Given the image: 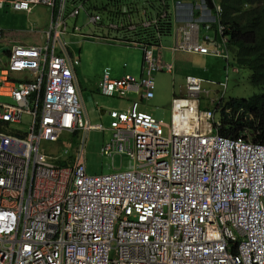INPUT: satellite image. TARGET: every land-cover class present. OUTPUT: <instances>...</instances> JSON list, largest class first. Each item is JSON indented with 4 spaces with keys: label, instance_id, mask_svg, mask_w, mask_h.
<instances>
[{
    "label": "built area",
    "instance_id": "obj_1",
    "mask_svg": "<svg viewBox=\"0 0 264 264\" xmlns=\"http://www.w3.org/2000/svg\"><path fill=\"white\" fill-rule=\"evenodd\" d=\"M91 1L0 0V9L50 12L43 42L12 44L0 70V97L10 99L0 101V264H264V146L214 134L211 113L203 128L200 104L209 91L201 78L187 77L184 95L174 96L169 126L139 111L138 101L108 111V128L89 123L75 70L80 60L64 38L81 11L88 24L101 21L88 14ZM156 1L109 23L110 30L150 34L129 42L143 49L142 76L104 75L103 96L154 98L155 74L174 70L155 55L171 27L173 53L229 61L218 4L212 11L207 0ZM79 31L74 24L71 32ZM211 31L218 40L209 47ZM2 39L0 30V45ZM213 103L204 110L220 100ZM91 131L109 132L102 156H126L133 168L88 174ZM75 134L80 143L67 156L60 140ZM42 143L60 144L67 157L55 162Z\"/></svg>",
    "mask_w": 264,
    "mask_h": 264
},
{
    "label": "rangeland",
    "instance_id": "obj_2",
    "mask_svg": "<svg viewBox=\"0 0 264 264\" xmlns=\"http://www.w3.org/2000/svg\"><path fill=\"white\" fill-rule=\"evenodd\" d=\"M71 1L73 0H69V3H71ZM74 1H76L74 4L76 6L80 3V0ZM149 2L157 4L156 0H120L117 7H119L118 10L121 12L127 10L128 8H131V10H138L142 7H148ZM86 8L88 9V14L99 15L101 21L97 25L88 24L87 15L85 12L81 11L76 20L71 19L68 21L69 34L65 36L64 39L68 44L70 52L80 60V63L75 70L84 112L88 116L91 125L102 123L104 128H108L109 119L105 116L103 118L101 117L102 120L99 119L100 110L108 112L113 106L126 110L129 107V100L136 97L134 95H130L125 99L112 97L108 98L96 91L98 82L104 75H110L112 78L116 79L123 78L125 76H134L135 78H139L138 76L143 61V49L129 43L137 42L136 34L131 33L128 30L114 31L109 29V23L115 21L118 17H122V15L111 18L110 13H112L115 8L108 0H92ZM14 14L15 11L13 12L8 7L0 9V29H5V33L7 34L13 33V40H21V36L23 35L19 33V31H28L32 27H35V25L33 21H23L20 16L17 17L14 16ZM74 24H76L80 29L79 33L71 32ZM204 32L205 31L202 29V38L205 35ZM211 33L212 31L209 32V35ZM78 34L81 36H77ZM168 37V35L162 36V44ZM168 41H171V39H168ZM171 55H173V53H171ZM1 58L0 70L2 65L7 61L5 55ZM175 61L176 59L169 62L173 65ZM220 63L221 62H219V65L216 67H223ZM223 63L225 67L226 63L224 61ZM222 69L223 68H221V70H210V73L215 74L209 75V77H207V81H226L225 70ZM227 72L229 76L228 81L223 83L220 89L219 87L217 88L209 85V83L206 84V81H204L206 87L205 89L209 91V97H202V104L205 103V99L203 98H206L207 100L212 99L214 101L213 105H216L218 100H221L222 98L225 100L229 98L246 99L251 97L253 94L258 93L256 89L247 83L248 73L246 71L238 70V73L235 74L231 72V67H228ZM171 75L166 73H157L155 75L156 97L150 102L140 104L141 111L151 115L156 120H162L167 125H170L171 123V101L173 99V91L175 90L178 92L184 85L183 80L178 77L177 69H175ZM224 88L225 91L223 90ZM217 91L219 92L217 93ZM0 101L9 103L10 99L0 97ZM200 111L201 125L203 128L206 129L207 123V118L204 114L211 113L212 117L213 115L215 117H213V120L215 121L214 123L209 121L211 123V131L214 134L230 138H243L244 140L252 142L249 138L243 136L237 137L234 135H222L220 133L222 124L220 120H217L219 119V116L216 115L215 110L209 111L200 108ZM100 133L102 132L91 131L89 133L85 157L88 174L100 175L107 174L111 170L132 169L133 162L126 156H115L112 159L100 154L101 145L108 140ZM166 135L167 129H164V136ZM60 142V144L64 145L65 149L68 151L67 156H71L80 143V135L75 134L73 138L67 136L66 138L61 139ZM60 144L42 143L41 150L43 153L54 158L55 162H60L65 160L67 157L63 155V147Z\"/></svg>",
    "mask_w": 264,
    "mask_h": 264
},
{
    "label": "trees",
    "instance_id": "obj_3",
    "mask_svg": "<svg viewBox=\"0 0 264 264\" xmlns=\"http://www.w3.org/2000/svg\"><path fill=\"white\" fill-rule=\"evenodd\" d=\"M108 1L115 8L110 13L111 18L124 15L117 7L120 0ZM207 2L212 11H215L216 4L221 7L220 23L224 26L223 36L227 42L228 62L237 69L236 73L238 70L246 71L247 83L258 91L246 99L220 100L215 109L222 124L220 133L224 136H243L264 146V0ZM148 4L153 6L151 2ZM169 32L167 29L162 34ZM132 33L138 35V39L145 37L147 33L150 34L146 31ZM6 54L8 57V52Z\"/></svg>",
    "mask_w": 264,
    "mask_h": 264
},
{
    "label": "crops",
    "instance_id": "obj_4",
    "mask_svg": "<svg viewBox=\"0 0 264 264\" xmlns=\"http://www.w3.org/2000/svg\"><path fill=\"white\" fill-rule=\"evenodd\" d=\"M6 7H8V5L4 6V8H6ZM129 10L131 11V8ZM14 16H17V17L20 16L23 21H25V20L33 21L35 27H32L28 31H22V30L19 31V33H21L23 35V36H21V40H13V33L7 34V33H5L6 30L1 28L0 30H1L3 39H2V43L0 45V50L5 49V48H9L10 46H12V44L40 45L44 40V33L48 29V25L50 23V12H49V10L45 7L37 6L29 14L15 12ZM172 28L173 27H171L170 32L167 34L169 37L167 38V40L165 42H163V44H162V39H161L160 51L158 52L157 49H155V55H158L160 57V60L163 64H168L171 61L176 59V61L173 64V67H174L173 71H175V69H177L178 77L181 80H183L184 85H183V88L179 89L178 92H176L175 90L173 91L172 95L174 98V96H176V95H184V93H185L184 86H185V81H186L187 77H198V78H201L203 81H206V84L209 83V85H211L210 82H212V81H210V80L207 81V77H209V75H214L215 73H210V70H212V69H220L221 70V68H223L222 70H225V72H226V68L229 67V65H231V62L228 63L227 61L224 60V58H217V57H213V56H200V55H195V54L173 53L171 51V48L173 47V45L177 39V35H176L175 30H172ZM68 34L69 33H67L65 36H67ZM201 34H203L202 30H201ZM77 36H81V35L78 34ZM209 36L211 38V41H213V43L211 42L208 44L209 47L217 45V43L215 41L218 40V37L215 34V32L212 31V33ZM136 39H138V35H137ZM168 39H171V41H168ZM12 41H14V42H12ZM199 42H201V43L203 42V38L201 37V35H200ZM171 53H173V55L174 54L175 55L173 56V55H171ZM3 55L6 56V60H7L6 52L0 53V59H2L1 57H3ZM211 57H213V58H211ZM143 60H144V52H143ZM183 61H185V62H183ZM223 61L226 63L225 67H224ZM219 62H221L220 64L223 67H221V68L216 67L217 65H219ZM1 64H2V62H1ZM142 65H143V61H142ZM233 71H234V69H233V66L231 65V72H233ZM159 73H165V72H159ZM166 74L171 75L172 73H170V74L166 73ZM141 76H142V66H141L138 77L140 78ZM225 76H226V73H225ZM222 82L223 81L215 82L216 85H211V86H215L217 88L219 87V89H220L221 87L219 86V84ZM204 88H206L205 84H204ZM96 91L98 92V85H97ZM218 92L219 91H217V93ZM130 95H134L136 98L130 99L128 106L130 107V104L132 101H138V103H139L138 108L140 110V104L144 103V102L147 103V102H150L151 100H153L156 97V92L154 91V98L149 100V101L141 99L139 96H137L134 93H131L128 96H130ZM112 98H118L119 99V97H115V96ZM121 99H125V98H121ZM203 99H205V103L202 104V102H201L200 107H201V109H206V108H208V100L206 98H203ZM129 107L126 110H128ZM111 110L125 111V110H122L120 107H116V106H113L111 108ZM141 112H143V111H141ZM172 114L173 113H172V107H171V121H172ZM104 116L109 119V117L107 115V111L100 110L99 119L102 120V118ZM87 118H88V116H87ZM167 126H169V125H167ZM100 134L104 135L106 138L109 137V132L100 133ZM112 171L113 170H111L110 172H112Z\"/></svg>",
    "mask_w": 264,
    "mask_h": 264
},
{
    "label": "bare ground",
    "instance_id": "obj_5",
    "mask_svg": "<svg viewBox=\"0 0 264 264\" xmlns=\"http://www.w3.org/2000/svg\"><path fill=\"white\" fill-rule=\"evenodd\" d=\"M144 61V60H143ZM142 74H143V65H142ZM102 79V78H101ZM204 83V82H203ZM202 83V87L204 88ZM184 89H186V81H185V86ZM205 89V88H204ZM207 90V89H206ZM151 116V115H150ZM152 117V116H151ZM153 118V117H152ZM181 130V127L179 126V123H174V131L175 133L179 132Z\"/></svg>",
    "mask_w": 264,
    "mask_h": 264
},
{
    "label": "water",
    "instance_id": "obj_6",
    "mask_svg": "<svg viewBox=\"0 0 264 264\" xmlns=\"http://www.w3.org/2000/svg\"><path fill=\"white\" fill-rule=\"evenodd\" d=\"M8 50V48L0 50V53H5Z\"/></svg>",
    "mask_w": 264,
    "mask_h": 264
},
{
    "label": "clouds",
    "instance_id": "obj_7",
    "mask_svg": "<svg viewBox=\"0 0 264 264\" xmlns=\"http://www.w3.org/2000/svg\"><path fill=\"white\" fill-rule=\"evenodd\" d=\"M6 52H8V50Z\"/></svg>",
    "mask_w": 264,
    "mask_h": 264
},
{
    "label": "flooded vegetation",
    "instance_id": "obj_8",
    "mask_svg": "<svg viewBox=\"0 0 264 264\" xmlns=\"http://www.w3.org/2000/svg\"><path fill=\"white\" fill-rule=\"evenodd\" d=\"M128 9H130V8H128Z\"/></svg>",
    "mask_w": 264,
    "mask_h": 264
}]
</instances>
